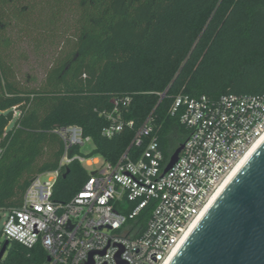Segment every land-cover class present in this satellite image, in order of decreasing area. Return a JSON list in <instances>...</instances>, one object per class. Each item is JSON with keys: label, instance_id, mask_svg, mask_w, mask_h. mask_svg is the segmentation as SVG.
<instances>
[{"label": "trees", "instance_id": "trees-1", "mask_svg": "<svg viewBox=\"0 0 264 264\" xmlns=\"http://www.w3.org/2000/svg\"><path fill=\"white\" fill-rule=\"evenodd\" d=\"M29 52L51 54L41 77L23 73ZM179 94L264 95V0H0V208H19L32 180L58 168V127L80 126L93 143L85 157L115 163L151 116L167 160L188 134L168 114ZM120 97H130L121 118L132 126L108 138L101 113ZM88 176L70 163L53 199L69 201ZM45 256L14 243L6 262Z\"/></svg>", "mask_w": 264, "mask_h": 264}, {"label": "built area", "instance_id": "built-area-1", "mask_svg": "<svg viewBox=\"0 0 264 264\" xmlns=\"http://www.w3.org/2000/svg\"><path fill=\"white\" fill-rule=\"evenodd\" d=\"M163 96L159 94L160 100ZM130 102V97L114 98L111 110L101 113L109 121L104 136L132 126L121 118ZM12 111L17 117L15 107ZM168 114L177 116L188 134L177 161L165 173L171 155L164 159L151 116L115 163L70 155L72 148L91 143V138L77 125L55 129L64 144L58 168L32 180L19 208H0V251L5 246L0 264H8L14 243L27 250L40 247L46 255L41 264H86L91 253L93 264H117V256L125 264H165L264 135V95L210 99L179 94ZM133 146H143L135 159L129 152ZM74 161L93 170L87 171L88 178L69 201L57 202L55 182L61 169Z\"/></svg>", "mask_w": 264, "mask_h": 264}, {"label": "water", "instance_id": "water-1", "mask_svg": "<svg viewBox=\"0 0 264 264\" xmlns=\"http://www.w3.org/2000/svg\"><path fill=\"white\" fill-rule=\"evenodd\" d=\"M182 147L181 143L171 154L164 173L177 161ZM4 250L5 246L0 257ZM92 255L86 264H93ZM117 264L125 263L117 256ZM169 264H264V140L217 196Z\"/></svg>", "mask_w": 264, "mask_h": 264}, {"label": "rangeland", "instance_id": "rangeland-1", "mask_svg": "<svg viewBox=\"0 0 264 264\" xmlns=\"http://www.w3.org/2000/svg\"><path fill=\"white\" fill-rule=\"evenodd\" d=\"M28 55H29V63H28L29 65L28 67H25L23 69V73L29 74L30 76L37 74V76L41 77L44 71V64L46 63L47 57L50 56L51 54L46 56H40L38 59L35 58V56L30 52L28 53ZM92 149H93V143L91 142L82 146L80 148V152L81 154L86 155L90 153ZM92 157H95L98 160V162L101 163L102 158L100 156H92ZM85 168L88 172H91L93 170V168H89V167H85Z\"/></svg>", "mask_w": 264, "mask_h": 264}, {"label": "bare ground", "instance_id": "bare-ground-1", "mask_svg": "<svg viewBox=\"0 0 264 264\" xmlns=\"http://www.w3.org/2000/svg\"><path fill=\"white\" fill-rule=\"evenodd\" d=\"M264 140V135L262 136V138L249 150V152L240 160V162L237 164V166L235 167V169L231 172V174L228 176V178L224 181V183L220 186L219 190L217 191V193L213 196V198L210 200L208 207L209 208L211 206V204H213V202L215 201V199L217 198V196L222 192V190L225 188V186L230 182V180L233 178V176L238 172V170L243 166V164L248 160V158L250 157V155L256 150V148L259 146V144ZM193 230V228H192ZM191 232V231H190ZM175 255V253L172 255V257L165 263V264H169L170 260L173 258V256Z\"/></svg>", "mask_w": 264, "mask_h": 264}]
</instances>
